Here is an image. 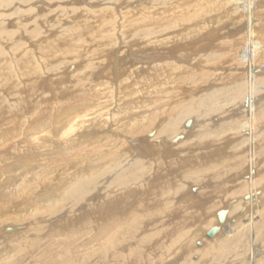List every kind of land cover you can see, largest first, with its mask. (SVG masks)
I'll use <instances>...</instances> for the list:
<instances>
[{"label": "bare ground", "instance_id": "obj_1", "mask_svg": "<svg viewBox=\"0 0 264 264\" xmlns=\"http://www.w3.org/2000/svg\"><path fill=\"white\" fill-rule=\"evenodd\" d=\"M53 2L70 6L53 20L42 17L44 24L30 30L36 38L44 25L60 33L72 26L61 38L77 48L87 43L88 32L98 45L83 48L85 67L105 39L115 55L124 53L116 63L127 58L132 74L118 82L108 69L94 70L88 82L79 77L74 100L55 99L62 88L46 92L41 83L21 96L31 83L23 78L35 87L41 75L35 78L33 51L13 39L18 25L9 30L1 18L0 90L8 85L18 101L25 98L38 110L36 119L27 116L22 127L9 129L24 140L29 136V154L0 141V264H264V0H0V8L15 7L22 18ZM23 4L30 7L18 9ZM77 9L84 21L73 19ZM245 26L251 28L243 31ZM202 32L211 40L200 60L177 52L180 42ZM69 45L61 56L72 53ZM44 47L38 50L44 62L58 55L48 57ZM20 61L31 66L21 69ZM47 64L44 70L56 68ZM63 85L60 80L58 87ZM54 100L66 108L51 114ZM14 102L11 112H23ZM89 102L92 108H80ZM6 120L0 122L2 134ZM2 134L0 140L6 139ZM55 142L62 148L101 144L91 147L88 161L71 166ZM185 155L190 160L186 168L180 165L181 175H167ZM57 158L61 164L47 174L44 169ZM204 182L212 186L189 201L194 185ZM208 196L216 200L210 203ZM203 204L207 209L198 211ZM219 211L225 213L222 221Z\"/></svg>", "mask_w": 264, "mask_h": 264}, {"label": "rangeland", "instance_id": "obj_2", "mask_svg": "<svg viewBox=\"0 0 264 264\" xmlns=\"http://www.w3.org/2000/svg\"><path fill=\"white\" fill-rule=\"evenodd\" d=\"M66 3H68V2H65V3H61V4H59V6H58V4H55L54 2L53 3H50V5H48V6H45L44 8H38V6H37V8H34V9H32V10H30L29 12H24L23 13V15H22V18L21 17H19V15H18V12L16 11V9H15V7H10V6H8V7H6L5 9L4 8H0V20H1V18L2 19H4V22H5V24H6V26H5V28H7V29H9V30H15V28L17 27V25H18V27L19 28H17L18 30H17V34L18 35H15V38H13L14 40L16 39V41H18L17 39V37H19V45L20 46H22L23 47V45L22 44H25L24 46L26 47V48H29L31 51H33V52H31V55L33 56V59L35 60V62H37V65H36V77L35 78H37V75H41V78H39V76H38V80L36 81V85H35V87L33 86V83H32V80H27V78H23V80H22V83H27L28 81L30 82L31 81V83H29L30 85H31V87L29 86V84H26V86L24 87V90H22V91H20V93H21V96L23 95V92L25 93V94H30L31 93V91L33 90V89H37L38 88V84L39 83H41L42 84V87H45V91L47 92L48 91V88L49 87H51L53 90H54V92H59V89L60 88H62V92L59 94V96H57L55 99H62L61 101H63L64 99H67V98H72L73 100L79 95L78 93L80 92V90H81V86L80 85H78L79 84V81H77L78 79H79V77L81 78L80 80H85L86 82H88L87 81V79H86V76L88 75V74H90V73H92L94 70H103V73L104 72H106L107 70L106 69H108V73H109V75H110V73H111V75L110 76H112L113 78H115V79H117L118 80V82H119V80H121V81H123L124 79H126L127 78V76L128 75H130V74H132V73H130L131 71H129V70H127L126 68H125V65H124V63L126 62V60H127V58H126V60H122L121 61V59L119 60V63L117 64L116 63V61H117V59L118 58H122L123 57V55H124V53H117L116 55L114 54L115 53V50H114V48L110 45V44H107L106 42H105V39H102V40H100V44H102V43H105V47H103L100 51H99V53H98V55H95L94 54V56L93 57H91L92 59L89 61V63L91 62V64H92V66L90 67L89 65H87L86 67H85V64H86V62H87V60H88V57H86V56H88V52H86V51H84V47H86V46H88V47H90V49L91 48H94L95 46H97L98 44L97 43H92L90 40V38H89V36H88V32L87 33H85L84 34V38H85V40L87 41V43L85 44V45H79L77 48H73L71 45H69V43H65L63 40H62V38H61V36L63 37V35L65 34V35H67L66 34V31H68L69 30V27H72V26H68L66 29H65V31H62L61 33L59 32V30H61V29H59L58 30V28H57V30H55L54 31V29L53 30H48L46 27H45V25H44V29H46V30H44V29H42L43 30V33H41V34H38V33H36L35 32V34L37 35V38H36V36H34L33 34H32V29L35 27V24H37V26H38V23H40V24H44V19H46L47 18V21H49V20H53V19H55V17L56 16H58V14L60 15L61 14V11L64 9V8H66L67 10H68V7L70 6L69 4H66ZM69 3H70V1H69ZM264 4V3H263ZM18 5V4H17ZM67 5V6H66ZM30 6L29 5H25V4H23V5H21L18 9H21V10H24V9H27V8H29ZM51 7V8H50ZM94 7H98V6H93L92 8H94ZM91 8V9H92ZM80 9V8H79ZM126 9V8H125ZM125 9H123V10H125ZM78 10V9H77ZM5 11V12H4ZM80 10H78V11H75V13L77 14H73V19H76V20H81V21H84L85 19V16L83 17V14L82 13H80L79 12ZM55 12V13H54ZM60 12V13H59ZM17 13V14H16ZM48 13V14H47ZM38 14L40 15V16H38ZM43 14V15H42ZM50 14V15H49ZM82 14V15H81ZM4 15V16H3ZM37 15V16H36ZM45 16H47L46 18H45ZM37 17V18H36ZM42 17H44V19H42ZM36 18V19H35ZM20 19H23L22 21H20ZM39 19V20H38ZM28 20V21H27ZM43 20V21H42ZM23 25L22 26V28H24V29H22L19 25H20V23ZM1 23V22H0ZM33 23V24H32ZM251 23V21L250 22H248V24H250ZM4 24V23H3ZM231 27H233V26H231ZM93 28H94V26H93ZM251 28V26H245V29L243 30V31H246L247 29H250ZM20 29V30H19ZM31 30V31H30ZM229 30H230V28H229ZM54 31V32H53ZM216 32V35L217 36H219L221 33L219 32V31H215ZM64 33V34H63ZM33 35V36H32ZM203 35H204V33L202 32V33H200V34H198V36L197 37H199L200 36V38H193V39H189V41H184V42H178L179 44H180V46L178 47V49H179V51H177V52H179V54L181 53V55H183V57H185V58H188V60L190 61V59L192 58V57H194L193 58V60H200L199 58H198V56H199V54H201V53H206L208 50H204V47H203V44H207V42H210L209 40H211V39H209V37L207 36V35H204L205 37H203ZM235 36L237 35H239V34H237V33H235L234 34ZM25 36V37H24ZM14 37V36H13ZM21 37V38H20ZM236 38H238V37H236ZM193 40V41H192ZM198 40V41H197ZM201 41V43H198V42H200ZM207 41V42H206ZM7 43V45H6V47H5V45H4V49H6L7 50V52H9V56H10V53L12 54V52H11V50H9V49H11V44H10V42L9 41H6ZM29 42V43H28ZM51 42H53V43H51ZM67 42H70V41H67ZM192 42H194L195 44H192ZM203 42V43H202ZM16 43V44H17ZM33 43V44H32ZM183 43V44H182ZM188 43V44H187ZM17 44V47L19 46ZM178 44V45H179ZM13 45V44H12ZM26 45H28V46H26ZM41 45H44L45 47L44 48H46L47 47V49H48V53L47 52H45L44 54L46 55L47 54V56L48 57H50V56H52V53H53V55L54 54H56L57 55V53H58V55L57 56H52V58H49L46 62H48V64L50 65V64H52V65H54V66H52V67H56V68H50V69H47V70H44V66H45V63L46 62H44V60L42 59L41 60V58H38V57H40L41 56V54H38L39 53V48H40V46ZM67 45H69V47L71 48V50H72V53L70 52V53H68V55L66 54V56L65 55H63V56H61V54H59L60 53V51L59 50H61V49H63V54H65V50H64V48L67 46ZM19 46V47H20ZM169 46H171V45H169ZM169 46L168 47H166V48H169ZM190 46V47H189ZM192 46V47H191ZM56 47H57V49H56ZM181 47V48H180ZM113 48V49H112ZM166 48H164V50L166 49ZM22 49V48H21ZM56 49V50H55ZM20 50V49H19ZM40 50H41V48H40ZM185 50V51H184ZM56 51V52H55ZM58 51V52H57ZM74 51V52H73ZM78 51V52H77ZM114 52V53H113ZM81 55H80V54ZM101 53V54H100ZM109 53V54H108ZM114 54V55H113ZM119 54V55H118ZM193 54V55H192ZM40 55V56H39ZM84 55H86V56H84ZM37 56V57H36ZM196 56V57H195ZM36 57V58H35ZM76 57V58H75ZM77 57H79V58H77ZM14 58H15V56H14ZM94 58V59H93ZM115 58H117V59H115ZM9 59H11V58H9ZM38 59H40V62L38 63V61L37 60ZM14 59H11L10 61H13ZM77 60V61H76ZM125 61V62H124ZM24 62L23 61H20L19 62V66H20V68L22 69V67H30L31 65H25V64H23ZM110 63V64H109ZM114 63V64H113ZM22 64H23V66H22ZM47 64V65H48ZM113 64V65H112ZM64 65V66H63ZM22 66V67H21ZM83 66V67H82ZM111 66V67H110ZM40 67H42V69L40 70ZM94 67H96V69H94ZM203 67L204 66H202V68H200L199 70H203ZM20 68L16 71V69L17 68H13L14 69V71L15 72H18L19 70H20ZM82 68L84 69V70H82ZM110 68V69H109ZM231 68V69H230ZM229 68V70H234L232 67H230ZM56 69V70H55ZM54 70V71H53ZM105 70V71H104ZM38 71H39V73H38ZM235 71V70H234ZM118 72V73H117ZM217 72H219V71H217ZM80 73H81V75H80ZM124 73V74H123ZM79 74V75H78ZM116 74V75H115ZM120 75V76H119ZM89 76V75H88ZM16 78H17V74H16ZM53 78V79H52ZM72 78V79H71ZM112 78V79H113ZM18 80H19V78H17ZM26 79V80H25ZM102 79V77H97L96 79H93V81H94V83H97V82H99L100 80ZM36 80V79H35ZM60 80L62 81V80H65V82H66V84L67 85H63V86H59L58 87V84H60ZM74 80V81H73ZM76 80V81H75ZM25 81H27V82H25ZM104 81V80H103ZM59 82V83H58ZM85 82V83H86ZM122 83V82H121ZM124 83H127V81L126 82H124ZM75 84H77V85H75ZM8 85H6V86H3V88L1 87V90H0V117H1V114H2V112L3 111H6L5 109H7V111L5 112V117L6 118H4L5 120H6V124H5V130H6V132L4 133V134H2V133H0V134H2V135H5L6 136V133L8 134L7 136H6V139H3V140H0V141H2V142H8V144L7 145H15V147L17 146V147H21L20 149H23V155L24 154H29V150H30V148H27V147H29V145H28V143H27V139L29 138V136H27L26 137V140H24L22 137H23V135L21 136V138H19L20 137V135H16V134H12V131L10 130L9 131V129H11V128H17L15 125H18V128L17 129H19V126L20 127H22L25 123V119L27 118V116L29 117L30 116V118L31 119H36L37 118V113L35 112L36 110H38V109H34L33 107H35V106H32V105H30L29 104V102L28 103H26L25 104V98L24 99H22V100H20V101H18L16 98V95H14V94H12V93H14L13 92V88H8L7 87ZM4 87H6V88H4ZM27 87V88H26ZM33 87V88H32ZM5 90V91H4ZM7 91H9V92H7ZM26 91H27V93H26ZM29 91V92H28ZM2 92V93H1ZM3 94V95H2ZM24 94V95H25ZM11 95V96H10ZM3 98V99H2ZM8 98V99H7ZM14 98H15V102H14ZM29 98V97H28ZM27 98V99H28ZM30 98H32V99H34L35 101H33V104H35L36 103V105L38 106V101H36L37 100V98L36 97H34V96H31ZM9 102H14L13 103V105H14V107H15V110H17L18 108L19 109H21V110H23V112L22 111H20V113L19 114H17L15 111H14V113H13V111L11 112V107H12V105L11 106H9ZM259 102V101H258ZM257 102V103H258ZM90 103V102H89ZM4 105H6V107H4ZM7 105H8V107H7ZM75 106V105H74ZM73 106V107H74ZM92 108V104L90 103V104H88V105H86V106H84V107H80V108H84V109H86V108ZM33 108V109H32ZM64 108H66V106H64V105H61L60 103H56L55 102V100H54V102L51 104V106H50V111H51V114H53L54 112H57V111H61L62 109H64ZM42 108H40V110H41ZM150 109V108H149ZM32 111H34V112H32ZM159 111H162V109H160ZM21 112H22V114H21ZM141 113L140 111H138V109H133V111H132V114H134V115H136V114H139V113ZM17 114V115H16ZM25 114H26V116H25ZM25 116V117H24ZM3 117V116H2ZM38 117H39V113H38ZM237 117V116H236ZM21 118H23V119H21ZM28 119V118H27ZM5 120H4V122H5ZM17 120H23V121H21V122H19L18 123V121ZM193 121V120H192ZM0 122L2 123L3 121L2 120H0ZM3 122V123H4ZM24 123V124H23ZM192 123V122H191ZM188 123L187 122H185L184 124H183V126L184 127H187L188 125H187ZM24 129V128H23ZM23 132V131H22ZM10 133V134H9ZM16 133H19V131L18 132H16ZM12 134V135H11ZM13 135H16L15 137L13 136ZM183 135V134H182ZM14 138V140H13V138ZM19 136V137H18ZM240 136H242L241 134L239 135V137H237L236 139H234L233 140V143H232V145L235 143V142H237V141H240L241 140V137ZM12 138V139H11ZM15 138H17V139H15ZM235 138V137H234ZM240 139V140H239ZM236 140V141H235ZM12 141V142H11ZM13 141H15V142H13ZM18 141V142H17ZM24 141H26V142H24ZM5 142V143H6ZM25 143V144H22V143ZM64 142V141H63ZM101 142V141H100ZM17 144V145H16ZM96 144V145H95ZM101 144V143H100ZM99 144V142H94V144H92L91 142H87V143H82V144H80L79 142H77L76 144H67L66 145V147L65 148H62V145L63 144H57L56 142L55 143H53V147L55 148V150H57V151H60V152H62L63 153V155H62V160L65 162V163H70L71 164V166L72 165H76L78 162H81V161H83V160H85V158L87 157V161H88V157H89V154H88V151H90L91 150V147L94 145V146H96V147H99L98 145H100ZM20 145V146H19ZM22 145V146H21ZM24 145V146H23ZM27 145V146H26ZM83 145H84V147H83ZM61 146V147H60ZM75 146V147H74ZM219 146V145H218ZM217 146V147H218ZM23 147V148H22ZM73 148V149H72ZM183 148V147H182ZM65 151H64V150ZM85 149V150H84ZM63 150V151H62ZM67 150V151H66ZM69 150H71V151H69ZM78 150V151H77ZM85 151V153H83L84 151ZM164 150V149H163ZM200 150H204V149H200ZM179 152V151H178ZM190 153H194L193 151L192 152H190ZM82 154V155H81ZM84 154H85V156H84ZM57 156V155H56ZM83 156V157H82ZM39 157V156H38ZM192 157V156H191ZM39 159V158H38ZM52 159V158H51ZM50 159V160H51ZM178 160H176V161H178V164H175L177 167H174V168H172V169H170V170H168V169H166V171H167V175H173V174H175L176 172H179V175H181V168H180V165L182 164V166L184 167V168H186V164L185 163H187V161L188 160H190V157H189V155H185L184 156V158H182L180 161H179V157L177 158ZM78 161V162H77ZM184 161V162H183ZM44 161H40V163L42 164ZM59 162V163H58ZM53 163H54V165H52V166H50V167H47L46 169H44V171L47 173V174H49V175H51V174H53L54 172H55V170H56V168H57V165H59V164H61L60 163V160H58V158H57V161H53ZM69 164V165H70ZM80 164V163H79ZM81 164H83L82 162H81ZM77 165V166H79V167H82L83 165ZM184 164V165H183ZM41 166V165H40ZM76 166V167H77ZM42 167H39L38 168V170H40ZM51 168V169H50ZM78 168V167H77ZM50 171V172H49ZM15 172H17V170L15 171ZM248 175H250L249 177H251V174H248ZM178 177H180V176H178ZM158 178V177H157ZM181 179H183L184 181H186V183L187 182H189V180H185L184 178H182L181 177ZM190 183V182H189ZM207 182H204V185H201V187L200 186H198V185H194V187L192 188V194H191V196L192 197H188V200L189 201H191L192 199H193V197L194 196H196V195H194L195 193H197V191H200V190H202V191H205L208 187H210V186H212V183H207ZM196 187V188H195ZM205 187V188H204ZM198 189H200V190H198ZM137 193V192H136ZM138 194V193H137ZM200 195V194H199ZM198 195V196H199ZM201 196V195H200ZM103 197V196H102ZM208 197H211V196H208ZM185 198V197H184ZM184 198H181L182 200L184 199ZM211 198H213V199H209L210 201H208V202H210V203H213L216 199L214 198V196H212ZM185 200H187V199H185ZM184 200V201H185ZM208 202H207V205H208ZM204 205V206H203ZM202 205V207H200V208H197V210L198 211H200V212H202L203 210H205V209H207L206 207V205L205 204H203ZM18 208L19 209H21V211L24 213V214H29L30 213V209H32V208H30V207H28V209H26L25 207H23V205H20V206H18ZM13 213V212H12ZM15 213V212H14ZM57 219V218H56ZM233 223V222H232ZM27 223H23L22 225H20V228L21 229H23L24 227L26 228L27 227V225H26ZM169 224L171 225V223L169 222ZM19 226V225H18ZM23 227V228H22ZM8 229H10V228H8ZM6 231H7V229H6ZM8 233V232H7ZM199 241V240H198ZM202 242V241H201ZM201 242H198V244L199 245H202V243Z\"/></svg>", "mask_w": 264, "mask_h": 264}, {"label": "water", "instance_id": "obj_3", "mask_svg": "<svg viewBox=\"0 0 264 264\" xmlns=\"http://www.w3.org/2000/svg\"><path fill=\"white\" fill-rule=\"evenodd\" d=\"M224 216H225L224 211H219V213H218V219H219V221H222L223 218H224ZM214 231H215V228H212L211 230H209V232H208L207 235L208 236H211L214 233Z\"/></svg>", "mask_w": 264, "mask_h": 264}]
</instances>
